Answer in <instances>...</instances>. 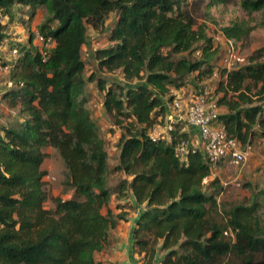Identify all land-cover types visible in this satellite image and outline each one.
I'll use <instances>...</instances> for the list:
<instances>
[{"label":"trees","instance_id":"trees-1","mask_svg":"<svg viewBox=\"0 0 264 264\" xmlns=\"http://www.w3.org/2000/svg\"><path fill=\"white\" fill-rule=\"evenodd\" d=\"M232 2L0 0L1 21L19 14L30 24L27 43L7 46L17 49L12 87H0V103L19 118L0 129V264H107L97 256L127 214L114 212L112 197L139 207L131 231L138 264H264V188L246 183L247 199H223L227 186L214 171L227 161L212 168L185 124L168 129L164 119L181 90L198 95L214 85L209 101L224 109L216 123L240 146L264 140V51L226 70L218 66L224 51L207 34L210 9ZM238 5L247 14L264 10V0ZM253 29L234 20L219 35L239 46ZM34 31L52 40L45 56L30 42ZM89 31L105 45L92 53L97 72L85 75ZM92 82L119 133L112 167L84 107ZM161 123L166 134L153 135ZM181 141L187 146L177 154ZM52 150L61 164L57 195L47 187ZM114 173L123 178L111 187Z\"/></svg>","mask_w":264,"mask_h":264},{"label":"rangeland","instance_id":"rangeland-1","mask_svg":"<svg viewBox=\"0 0 264 264\" xmlns=\"http://www.w3.org/2000/svg\"><path fill=\"white\" fill-rule=\"evenodd\" d=\"M238 1L240 0H233L232 3L226 6H217L210 9V19H206L207 23V34L209 37H215L219 35V28L222 26L227 25L230 21L234 20H243L246 21L249 25L253 26L254 29L250 33V38L246 43H239V52L245 56L249 57L251 54H254L255 51L261 49L264 51V10L260 12H254L251 14H247L243 11L239 5ZM42 11V10H41ZM42 12H40V15ZM38 15V13H37ZM40 15L34 18L35 21H39ZM8 17L7 19L3 20V24L5 25V30L3 32V38L1 44L4 48L1 50V54L5 55L7 51L8 44H22L27 43L29 40V29L30 24H26L25 20H22L20 15H15L12 19ZM112 17L106 22L108 25L111 22ZM28 25V26H27ZM31 27H33L31 22ZM33 30V28H32ZM104 35H96L92 31L88 32V40L87 43L92 45L94 42L95 44L102 45L104 44ZM32 45L36 47L37 43L32 40L30 41ZM215 45L219 47L221 54L223 52L224 43L219 38V40H214ZM220 54V55H221ZM264 55V53H263ZM82 58L85 63V71L84 74H89L93 70V61L90 58V55L85 51L82 52ZM264 60V56H263ZM95 63V62H94ZM95 72H97L95 70ZM7 80V74L0 76V87L4 86V81ZM99 93L96 90L95 83H89L85 87V98L90 99L93 93ZM179 96V101L184 102L188 101L189 97L192 95L191 89H183ZM102 94V93H99ZM84 107L88 109V103H84ZM92 117H95V114H91ZM19 122L18 113L16 111H11L8 109L5 103H0V129L2 127H13ZM101 124H97L98 132L101 138L105 142V147L108 152L109 157V166H114L116 163V150L114 149L115 142L118 138V130L116 128H110V119L106 115H104L101 119ZM163 124L155 125L154 129L152 130L153 135H158L161 133H165ZM187 127V126H186ZM185 127V128H186ZM166 134V133H165ZM51 155V162L49 168V175L47 178V187L52 195H57L60 193L61 188L59 184L60 180V171H61V164L59 158L52 150L50 152ZM255 160V161H254ZM264 140L257 139L252 144V149L250 154L247 155L244 162L241 164H233L228 163V166L225 168L220 166V172L218 168L214 171V175H219V178L225 182L226 193L223 195V199H228L231 201H241L247 199L250 196V191L244 185L246 183H250L252 187L261 189L264 188V177L262 175H254V173L259 172L262 170L260 167L264 169ZM257 163V164H256ZM257 168V169H256ZM222 170V172H221ZM254 170V171H253ZM256 170V171H255ZM218 173V174H217ZM239 176V177H237ZM123 175L120 173L110 174L108 177V183L111 187L116 186L119 182L122 181ZM238 183L239 186L236 187L235 184ZM227 195V196H226ZM262 206L259 210L258 214L262 219H264V201H261ZM46 206H50V203H47Z\"/></svg>","mask_w":264,"mask_h":264},{"label":"built area","instance_id":"built-area-1","mask_svg":"<svg viewBox=\"0 0 264 264\" xmlns=\"http://www.w3.org/2000/svg\"><path fill=\"white\" fill-rule=\"evenodd\" d=\"M212 38L213 40H219L220 38L224 43V53L218 62L219 67L229 70L245 63V56L239 52L238 44L232 40L224 39L220 35ZM33 39L39 46L41 54L45 56L51 49L52 40L44 38L37 31H34ZM3 48L4 46L0 43V76L5 73L8 74L13 58L17 54V49L12 47L6 51L5 55H2L1 50ZM214 77L217 78L218 73ZM4 86L12 87V82L7 79L4 81ZM214 90V85H205L200 89V94H192L184 104L183 101H179L181 98L175 99L167 106V113L164 118L167 123L166 127L170 129L172 123L182 122L196 131L206 158L212 168L221 161L241 164L245 161L247 155L250 154L252 146H240L235 139L226 134L222 126L216 123L218 115L217 107L214 102L209 101V97L214 93ZM166 138L170 139L168 135ZM186 146L187 142L185 141L178 143L176 153L182 154ZM235 186L238 187L239 184L236 183ZM233 233L234 231H226L224 234L233 240Z\"/></svg>","mask_w":264,"mask_h":264},{"label":"crops","instance_id":"crops-1","mask_svg":"<svg viewBox=\"0 0 264 264\" xmlns=\"http://www.w3.org/2000/svg\"><path fill=\"white\" fill-rule=\"evenodd\" d=\"M103 45H105V44L99 45V44H95L93 42L92 45H89L88 43H86V45L82 49V52L85 51L86 53H88L90 55L91 60L93 61V67L94 68L91 72H95V70H96V65L94 63L92 53L95 49H97ZM86 102L88 103V111L90 113L91 120L94 121L96 124H101L100 121H101L102 116H103L102 94H99L97 92L93 93L92 97L90 99H87ZM217 111L219 113H222L224 111V109H218ZM93 113L95 114V117H92L91 114H93ZM185 127L186 126L184 125L183 130L188 133L189 139L192 140L199 148H201L202 147L201 143H200L199 138H198L197 134L195 133V131H192L190 128H188V126L186 128ZM228 163L229 162H222L218 167V171L220 172V166H221V169H224V168H222V166L226 168L228 166ZM260 168L262 170H260L257 173L252 174L251 176L262 175V177H264V169L262 167H260ZM221 172H222V170H221ZM219 175H220V173H219ZM219 175H217V176L219 177ZM237 177H239V176H237ZM221 182L223 185H225L224 181L221 180ZM225 193H226V190H225L224 194ZM222 198H224V197L222 196ZM127 201L126 200L117 201L114 199V197H112L111 207L113 209H115L117 207V205H119L117 210H114V212H124V213L127 212V214L125 215L126 220L117 226V228L115 229V231L112 234V237L110 239L108 247L106 248L105 251H103L101 254H99L97 256V259L100 262H104L107 264H138L137 257H136V255L133 254V251H132L131 231H132V228L134 225V221L137 217L139 207H136L134 209H130L129 206L131 204L133 205L134 203L131 200V198H129ZM228 201H231V200H228Z\"/></svg>","mask_w":264,"mask_h":264}]
</instances>
